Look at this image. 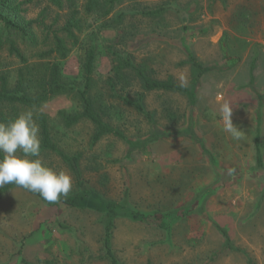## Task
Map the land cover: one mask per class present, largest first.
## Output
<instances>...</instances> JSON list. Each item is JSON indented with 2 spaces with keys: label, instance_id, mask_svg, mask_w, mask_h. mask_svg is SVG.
I'll return each instance as SVG.
<instances>
[{
  "label": "rangeland",
  "instance_id": "rangeland-1",
  "mask_svg": "<svg viewBox=\"0 0 264 264\" xmlns=\"http://www.w3.org/2000/svg\"><path fill=\"white\" fill-rule=\"evenodd\" d=\"M85 3L76 0L86 23L81 43L61 61L62 73L81 81L86 48L97 46L94 94L124 137L94 141L90 120L64 124L60 110H81L68 95L33 109L50 118L60 150L80 156L93 191L81 207L48 203L22 188L2 194L0 264H109V220L120 264H264V165L255 149L259 133L264 160V0H122L107 16L87 15ZM47 4L31 0L26 16L46 12L47 23L61 27L69 10ZM112 50L130 54L152 77L177 83L185 77L188 85L198 72L193 54L204 67L195 104L181 92L145 90L133 73L113 88ZM19 66L0 50V70L12 84ZM126 95L142 98L144 112ZM224 102L232 106L239 140L223 131ZM40 159L71 175L70 193L79 190L61 156L50 151ZM107 202L118 206L111 211Z\"/></svg>",
  "mask_w": 264,
  "mask_h": 264
},
{
  "label": "trees",
  "instance_id": "trees-1",
  "mask_svg": "<svg viewBox=\"0 0 264 264\" xmlns=\"http://www.w3.org/2000/svg\"><path fill=\"white\" fill-rule=\"evenodd\" d=\"M30 1L0 0V50L7 49L9 54L15 55L21 62L14 84L11 83L8 74L0 70V122L12 120L26 110H38L43 103L55 96L68 95L80 104L81 110L75 112L60 110L58 116L64 124L72 126L84 119L90 120L96 126L94 141H98L107 134L124 137L120 130L105 120L103 102L94 94L97 46L88 45L86 48L81 81L69 80L63 76L61 61L70 55L74 46L81 43L78 33L83 31L86 23V17L80 15L76 0H47L46 9L54 6L60 10H69L64 24L59 28H53V24L47 23L49 17L46 12H42L37 18H28L25 13L26 5ZM121 1L86 0L84 12L89 15L94 11H100L104 16H107ZM161 12V9H157L147 11L145 14L158 15ZM109 54L113 63V75L109 77L108 81L113 88L117 84L124 86L128 84L129 77L133 73L142 81L145 90L181 92L187 95L192 104H195V84L204 74V67L193 54H190L191 61L198 72L194 81L184 88H181L179 83L171 78L152 77L148 73L147 67L135 62L130 54H125L120 50H112ZM122 99L127 104L144 112L142 98L135 99L126 95ZM33 117L40 129V154L51 151L61 156L73 172L79 188L77 192L70 193L66 198L61 197L55 204H64L69 207L83 206L93 189L83 175L80 156L69 155L60 150L52 135L51 120L45 113L35 111ZM255 149L258 165L263 166L259 133L255 137ZM14 188L22 187L15 184L5 185L4 188H0V196ZM30 193L40 197L39 194ZM117 206L116 202H107V207L111 211ZM141 215L139 212L134 213L135 218ZM114 227V220L105 223L104 249L109 258V264H120L113 247Z\"/></svg>",
  "mask_w": 264,
  "mask_h": 264
},
{
  "label": "clouds",
  "instance_id": "clouds-1",
  "mask_svg": "<svg viewBox=\"0 0 264 264\" xmlns=\"http://www.w3.org/2000/svg\"><path fill=\"white\" fill-rule=\"evenodd\" d=\"M179 86H188L180 77ZM232 106L224 102L219 107L223 131L234 140L241 139V130L233 124ZM40 129L33 112L26 110L14 119L0 122V188L15 184L39 196L48 203H57L72 190L71 175L64 169H55L40 159Z\"/></svg>",
  "mask_w": 264,
  "mask_h": 264
}]
</instances>
